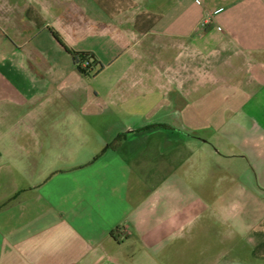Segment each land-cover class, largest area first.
<instances>
[{
  "label": "crops",
  "instance_id": "0c3cea01",
  "mask_svg": "<svg viewBox=\"0 0 264 264\" xmlns=\"http://www.w3.org/2000/svg\"><path fill=\"white\" fill-rule=\"evenodd\" d=\"M0 264H264V0H0Z\"/></svg>",
  "mask_w": 264,
  "mask_h": 264
},
{
  "label": "trees",
  "instance_id": "16d2710c",
  "mask_svg": "<svg viewBox=\"0 0 264 264\" xmlns=\"http://www.w3.org/2000/svg\"><path fill=\"white\" fill-rule=\"evenodd\" d=\"M71 54L79 72L84 75L94 76L102 68L93 55L77 52H71Z\"/></svg>",
  "mask_w": 264,
  "mask_h": 264
}]
</instances>
